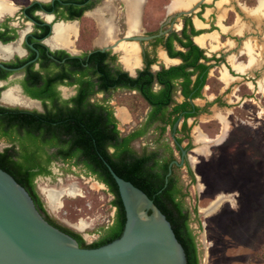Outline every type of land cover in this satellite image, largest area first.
<instances>
[{"label":"rangeland","instance_id":"rangeland-1","mask_svg":"<svg viewBox=\"0 0 264 264\" xmlns=\"http://www.w3.org/2000/svg\"><path fill=\"white\" fill-rule=\"evenodd\" d=\"M173 1H142L138 29L130 35L145 36L160 27L168 30L172 26L179 27L182 17L174 25L166 21L170 14L179 11L169 10ZM258 1L209 0L192 14L208 24L202 32L208 31L210 50L222 46L216 52L207 51L208 56L222 59L210 62L213 64L202 97L196 101L204 111L187 120L191 142L189 158L176 169L186 193L184 204L200 264H264V92L259 89V81L264 77V15L258 17L249 12ZM17 2L27 4L29 0ZM221 13L226 31L218 24ZM108 19L114 25V38L105 41L100 22ZM77 24L74 53L113 44L128 29L125 2L103 0ZM138 45L145 46L146 42ZM113 52L116 62L128 70L120 60L121 54L114 49ZM251 57L254 62L246 69V74L234 72L238 70L232 68L231 59L249 65ZM230 68L234 70L231 74ZM224 70L229 74L227 80L222 78ZM68 93L62 90L64 97ZM96 98L107 99L115 113L125 116V120L116 116L121 134L143 122L149 110L147 103L132 90L118 88L106 95L97 94ZM176 99L180 100L179 95ZM196 130L209 140H199ZM158 138V131L150 130L134 140L132 146L139 153L152 150L158 146ZM163 138L173 146L168 129ZM186 144L185 139L182 146ZM5 146L0 138V149ZM174 156L179 161L178 151L174 150ZM188 168L192 178L187 173ZM71 182L75 186L72 193L62 194L60 205L50 209L40 191L68 188ZM34 184L47 213L60 225L81 234L86 244L100 238L112 221V195L104 184L86 175L80 166L52 161L50 173L37 176ZM79 221L85 222L87 228L76 229Z\"/></svg>","mask_w":264,"mask_h":264},{"label":"trees","instance_id":"trees-1","mask_svg":"<svg viewBox=\"0 0 264 264\" xmlns=\"http://www.w3.org/2000/svg\"><path fill=\"white\" fill-rule=\"evenodd\" d=\"M182 22L179 32L173 31L165 38L157 37L153 42L155 46L162 43L169 57L180 58L179 64L152 71L150 66L156 62V57L146 52L144 67L132 76L115 63L116 56H109V52L85 53L82 58L88 59V70H83L85 67L76 62V93L70 100L59 103L52 100V106L45 113L14 116L16 120L8 121L10 129L0 130V136L8 143L0 149V168L27 190L50 224L70 234L80 247L103 245L118 238L123 231L125 211L107 168L109 165L119 177L146 193L165 215L184 249L185 264H200L195 236L189 226V212L184 204L186 193L176 173L179 167L172 165L167 182L164 181L169 163L175 160L174 150L179 152L180 148L177 144L171 146L163 135L167 129L177 133L180 136L176 137V142L181 144L186 139L184 147L191 148L186 118L204 111L191 100L202 97L201 89L212 66L208 63L222 58L207 56L204 49L193 42L192 37L202 30L194 28L190 16H182ZM174 42L182 49H176ZM77 60L79 57H75ZM117 88L135 90L149 106L144 121L126 134L119 131L118 120L107 99L96 98L97 94L106 95ZM178 91L183 97L181 102L175 100ZM40 97L43 101L46 99L45 95ZM180 114L184 118L182 126L173 130ZM150 130L158 131V146L137 152L132 142ZM56 160L80 166L86 175H94L104 183L113 195L111 203L116 212L112 223L90 244H86L78 232L57 223L35 191L34 177L48 175L49 164ZM187 173L192 178L189 168Z\"/></svg>","mask_w":264,"mask_h":264},{"label":"water","instance_id":"water-1","mask_svg":"<svg viewBox=\"0 0 264 264\" xmlns=\"http://www.w3.org/2000/svg\"><path fill=\"white\" fill-rule=\"evenodd\" d=\"M203 2L170 14L166 21L176 24ZM162 33L127 36L101 50L113 48L120 41H147ZM174 142L180 148V157L169 163L165 183L172 165L182 166L189 158L187 149ZM107 168L118 188L125 224L118 238L91 248L80 247L72 236L50 224L27 190L0 168V264H185L184 249L165 215L146 193L119 177L109 165Z\"/></svg>","mask_w":264,"mask_h":264},{"label":"flooded vegetation","instance_id":"flooded-vegetation-1","mask_svg":"<svg viewBox=\"0 0 264 264\" xmlns=\"http://www.w3.org/2000/svg\"><path fill=\"white\" fill-rule=\"evenodd\" d=\"M5 1L10 4L13 11L11 13L0 15V130L10 129L8 121L16 120V117L18 118V116H30L34 112H47L52 106V100L56 103H59L61 100H70L76 93L77 84L74 82L76 62L81 63L85 67L83 70H88V59L82 58L85 53L100 50L101 52H109V56L115 55L113 52L114 47L105 49L104 51L101 50L103 47L111 46L114 43L102 47H94L91 50L76 54L73 52L76 41L75 36L69 38V41L71 42L70 45L60 44L52 40L53 29L57 23L67 24L75 22L78 34L77 22L83 15L93 12L103 0H29L27 4H20L17 0ZM142 1L144 2V0ZM79 12L80 15L78 16L77 14ZM189 16L191 17L192 15ZM168 24L170 25V22ZM178 24L180 26L175 29L173 26L169 28V30L160 27L145 35H157L160 32H164L147 41H141L138 43L142 44L143 42H146L145 46L139 47L141 66L135 68L132 73L128 72L124 67L123 69L130 75L134 76L138 69L144 67V54L146 52L149 54L152 53L151 55L156 57V62L150 66L152 71L159 70L161 66L169 67L179 64L181 59L178 57H169L162 43L156 46L153 43L154 39L157 37L163 36L165 38L173 31L179 32L182 28L183 22L180 21ZM127 36L135 35H128L127 31H125V33L117 37L114 42ZM125 42L135 41L127 40ZM174 46L176 49H182L175 42ZM160 50H162L169 58H178L179 62L177 64L166 66L159 57L158 52ZM75 57H79V60L75 61ZM208 64L212 65L213 63L209 62ZM231 71L234 70L230 68L228 72L231 74ZM208 74L209 71L207 77ZM204 88L205 85L201 89V94ZM64 89L69 93L71 92V94L68 93V96L64 97L62 94V90ZM42 95L46 96L44 101L40 97ZM176 95H179L180 100L176 99ZM176 95L175 100L181 102L183 97L180 95V92L178 91ZM195 99L191 100L192 103L201 107L195 102ZM68 105H70V103H68ZM202 112L203 111H200L194 116L186 118V123L188 119L194 118ZM113 114L116 117L114 109ZM183 120L184 118L182 117V114H180L176 120L177 125L175 126L176 122L173 125V130L176 128L180 129ZM187 126L189 127L188 124ZM170 134L173 144H176L174 141H176V137L180 135L174 132H171ZM0 138L4 140L7 146L8 143L6 139L1 136ZM180 145L182 146V143ZM182 147L185 148L184 146ZM189 150L190 149H187V151ZM185 162H187V160H185L184 163ZM50 164L48 166L49 170ZM33 170H36V168ZM39 175L43 174L36 175L33 179V183L35 178ZM90 176H93L96 179L94 175ZM113 208L115 215L116 207L113 206Z\"/></svg>","mask_w":264,"mask_h":264},{"label":"bare ground","instance_id":"bare-ground-1","mask_svg":"<svg viewBox=\"0 0 264 264\" xmlns=\"http://www.w3.org/2000/svg\"><path fill=\"white\" fill-rule=\"evenodd\" d=\"M198 1L199 0H174L172 4L169 5V10L170 11L171 10H179V11L188 10L194 5V3ZM205 1L208 2L209 0H205ZM124 2L126 6V18H127V23H128L127 34L129 35L133 32H136L138 29L139 18H140V6L142 3V0H124ZM12 11L13 9L7 1L0 0V15L4 13H11ZM249 12L252 13L253 15H257L258 17H260L261 15H264V0H259L256 7L251 8ZM222 18H223V13H221L218 17V24L223 28L224 31H226L227 29L222 24ZM194 22L197 26H201L203 24L197 18H194ZM100 24H101V31L105 37V41L113 40L114 25H113L112 20L111 19L101 20ZM53 30L54 31H53L52 40L54 42L64 44V45H70L71 42L69 41V38L71 36H76L77 25L75 22L67 23V24L57 23L54 26ZM209 39H210V36L206 33L194 37V41L197 44H200L201 47L204 44H206L207 41H209ZM208 46H209V42H208ZM114 50L118 51L121 54L120 60L130 72H133L135 68L141 66L140 65L141 56L139 55L140 48L136 42L120 41L115 46ZM159 57L162 60H164L165 63L172 62V60L168 58L162 50L159 52ZM253 62H254V58L252 57L250 59L249 65H241L239 63H236L233 59L230 60V64L232 65V68L237 69L238 71H245L246 69L249 68L250 64H252ZM222 78L224 80L229 79V74L227 73L226 70L222 72ZM259 89L264 92V77L260 79L259 81ZM115 114L117 117H120L122 120H125V116L122 115L121 113L116 112ZM196 133H197L196 136L199 140H203V141L209 140L206 137H204V134L202 132L196 130ZM74 189H75L74 182H71L68 188L60 187L59 189H42V191L40 192L45 198V201L50 207V209H56L60 205L59 199L61 195L64 193L71 194L72 190ZM75 227L76 229L81 231L87 228V224L83 221H79L77 224H75Z\"/></svg>","mask_w":264,"mask_h":264},{"label":"crops","instance_id":"crops-1","mask_svg":"<svg viewBox=\"0 0 264 264\" xmlns=\"http://www.w3.org/2000/svg\"><path fill=\"white\" fill-rule=\"evenodd\" d=\"M194 18H197V19H199L203 24V26L201 25V26H197L196 24H195V22H194ZM203 18H207V17H205V15H203ZM191 21H192V24H193V26L196 28V29H200V30H205V29H207V27H208V24L207 23H205V21H203L202 19H200V18H198L196 15L195 16H191ZM208 31H203V32H201L200 34H198V35H195L194 37H196V36H199V35H201V34H204V33H207ZM220 34H218V36H219ZM194 37H193V41H194ZM219 38V37H218ZM195 42V41H194ZM196 43V42H195ZM197 44V43H196ZM198 46H200V44H197ZM205 46V47H204ZM201 47V46H200ZM201 48H203L205 51H206V54L207 55H210L208 52H216V51H218V50H220L221 48H222V46H218V48L216 49V50H210V48L208 47V41H207V43L206 44H204ZM161 51V50H160ZM159 51V52H160ZM208 51V52H207ZM158 52V53H159ZM169 58V57H168ZM171 60H172V62H169V63H165L164 62V60H162V62L166 65V66H168V65H172V64H177L178 62H179V59L178 58H170ZM236 62H238V61H236ZM242 64H245V63H242ZM247 71L248 70H245L244 72H238V71H235L236 73H238V74H242V75H244V74H246L247 73ZM198 99H195V102L197 101ZM197 103V102H196Z\"/></svg>","mask_w":264,"mask_h":264}]
</instances>
